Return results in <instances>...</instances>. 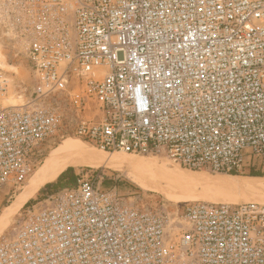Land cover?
Segmentation results:
<instances>
[{
  "label": "built area",
  "instance_id": "built-area-1",
  "mask_svg": "<svg viewBox=\"0 0 264 264\" xmlns=\"http://www.w3.org/2000/svg\"><path fill=\"white\" fill-rule=\"evenodd\" d=\"M0 36L35 81L0 106V187L68 133L190 170H264V0H0ZM101 179L26 204L0 264H264V203L143 206Z\"/></svg>",
  "mask_w": 264,
  "mask_h": 264
},
{
  "label": "rangeland",
  "instance_id": "rangeland-1",
  "mask_svg": "<svg viewBox=\"0 0 264 264\" xmlns=\"http://www.w3.org/2000/svg\"><path fill=\"white\" fill-rule=\"evenodd\" d=\"M0 56V78H6L8 80L7 86L4 89L0 90V106L22 105L28 100L34 87L35 81L32 71L29 68L25 58H23L22 56H13L12 54H10V48L7 45V42L1 36ZM91 108H93V104H91ZM67 137H75L80 141L88 143L77 137L73 133H68L61 139L55 140L53 143H50L47 147L44 158L34 169V171L28 176L23 184L16 187L10 184L0 187V213L4 207L8 206L16 198V196L22 191L25 185H27L28 181L38 170L40 165H42L45 157L49 154V152ZM88 145L92 147L93 151L99 153L100 150L96 149L97 147L89 143ZM120 153L125 155L127 159L131 158L134 161H140L144 163L153 160L157 161L156 165L158 166H155L153 168V171L155 173H161L162 175H165V173L167 174L169 172L172 173L178 169L189 170L196 173V175L198 176H195L196 178L192 180H184L180 182L178 181V183L173 184H167L166 182L161 183L166 186L168 185L169 188L175 189V191L186 193L185 195L190 194L192 195V198L184 199L181 201H174L173 199L167 198L158 192L147 191L139 187L130 177H128L125 172H121L104 166L92 165L68 166L72 168V171L70 172V174L64 177L63 187H58L59 190L63 189L64 187L74 185L76 183L78 174L90 169L94 172V175H100L102 177L101 182L104 187H115L117 191L122 194L139 195L142 199L143 206H157L161 203H167L170 206H179L191 201L209 202L212 200L217 203H239L248 201L264 203V176H258L263 187L260 186L256 191L254 190L253 192H250V190L248 191L241 187V184H243V182L248 181L249 177H252L247 175V173L232 175L229 173H213L207 170H190L177 166L162 156H143L127 154L123 152ZM70 176H72V178H70ZM46 184L40 187L43 188V193L39 192V188L37 192L15 213L12 220L8 223L0 236L8 232L13 222L19 217V214L22 212V209L26 204L36 202L40 200L44 196V194L53 192L51 191L52 187H47ZM224 185L226 187H224ZM3 202L6 203L5 206L2 205Z\"/></svg>",
  "mask_w": 264,
  "mask_h": 264
},
{
  "label": "bare ground",
  "instance_id": "bare-ground-1",
  "mask_svg": "<svg viewBox=\"0 0 264 264\" xmlns=\"http://www.w3.org/2000/svg\"><path fill=\"white\" fill-rule=\"evenodd\" d=\"M156 164L157 161L155 160L144 163L134 161L131 158L127 159V157L120 152L107 153L100 150L99 153H96L88 143L80 141L75 137H67L49 152L42 165H40L35 174L30 178L27 185H25L22 191L8 206L3 208L0 213V234L12 220L15 213L37 192V190L44 184L56 180L59 174L68 166H104L125 172L139 187L147 191L158 192L174 201L192 198L190 194L185 195L186 193L175 191V189H171L168 185L166 186L161 183L166 182L167 184H173L178 183V181L192 180L196 178L195 176H198L196 173L189 170L178 169L172 173L169 172L162 175L161 173H155L153 171V168L158 166ZM260 186H262V184L258 176L249 177L248 181L241 184L242 188L248 191L250 190V192L256 191ZM224 187L226 186L224 185Z\"/></svg>",
  "mask_w": 264,
  "mask_h": 264
},
{
  "label": "trees",
  "instance_id": "trees-1",
  "mask_svg": "<svg viewBox=\"0 0 264 264\" xmlns=\"http://www.w3.org/2000/svg\"><path fill=\"white\" fill-rule=\"evenodd\" d=\"M72 171V168L71 167H68L66 170H64L57 178L55 181L51 182V183H48L46 184V186H51L52 189L51 191L55 192L57 190H59V188H62L63 187V179L65 176H67L68 174H70V172ZM232 175H234V173H230ZM247 175L249 176H264V171L262 169H258V170H254V169H251L247 172ZM70 178H72V176H70ZM59 187V188H58ZM39 192L40 193H43L44 190L43 188H40L39 189ZM5 202H3V206H5Z\"/></svg>",
  "mask_w": 264,
  "mask_h": 264
},
{
  "label": "flooded vegetation",
  "instance_id": "flooded-vegetation-1",
  "mask_svg": "<svg viewBox=\"0 0 264 264\" xmlns=\"http://www.w3.org/2000/svg\"><path fill=\"white\" fill-rule=\"evenodd\" d=\"M141 198V197H140Z\"/></svg>",
  "mask_w": 264,
  "mask_h": 264
}]
</instances>
